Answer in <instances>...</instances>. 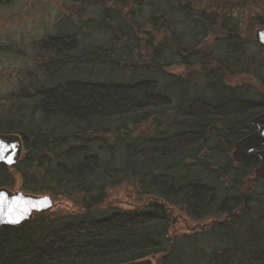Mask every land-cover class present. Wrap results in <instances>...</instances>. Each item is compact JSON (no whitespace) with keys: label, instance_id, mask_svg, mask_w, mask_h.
<instances>
[{"label":"trees","instance_id":"trees-1","mask_svg":"<svg viewBox=\"0 0 264 264\" xmlns=\"http://www.w3.org/2000/svg\"><path fill=\"white\" fill-rule=\"evenodd\" d=\"M56 1L42 37L0 45V133L23 142L0 187L77 210L1 231L0 264H264L259 161L231 158L264 113V0ZM170 208L205 227L172 234Z\"/></svg>","mask_w":264,"mask_h":264},{"label":"rangeland","instance_id":"rangeland-1","mask_svg":"<svg viewBox=\"0 0 264 264\" xmlns=\"http://www.w3.org/2000/svg\"><path fill=\"white\" fill-rule=\"evenodd\" d=\"M5 1V0H3ZM56 0H10L9 6L0 5V45L16 46L20 50L27 48V44L33 39L42 37L47 28L51 27ZM255 31V30H254ZM19 65L10 57L0 55V98L9 95L15 89V76ZM12 192L20 190L19 180L15 182ZM130 190L120 187L110 193V204H117L123 208H129L139 204L137 197H128ZM55 206L49 214L64 215L76 211L71 201L54 199ZM173 232L180 234L199 230L205 223H197L185 217L177 209H173L170 216Z\"/></svg>","mask_w":264,"mask_h":264},{"label":"water","instance_id":"water-1","mask_svg":"<svg viewBox=\"0 0 264 264\" xmlns=\"http://www.w3.org/2000/svg\"><path fill=\"white\" fill-rule=\"evenodd\" d=\"M255 40L264 47V29L255 31ZM249 124L255 127L253 134L238 141L234 146L232 158L241 163L256 152L259 166L254 172L255 178L264 177V114L253 118ZM0 146L6 149L0 155V166L16 165L22 154V141L18 135L0 133ZM55 204L49 196H34L22 192L12 193L0 189V232L11 228H19L29 224L34 215L45 214L54 208ZM126 264H153L151 259L133 261Z\"/></svg>","mask_w":264,"mask_h":264},{"label":"snow or ice","instance_id":"snow-or-ice-1","mask_svg":"<svg viewBox=\"0 0 264 264\" xmlns=\"http://www.w3.org/2000/svg\"><path fill=\"white\" fill-rule=\"evenodd\" d=\"M6 149L4 148V146H0V155H3V152L5 151Z\"/></svg>","mask_w":264,"mask_h":264}]
</instances>
